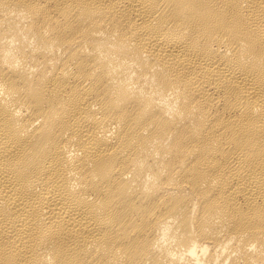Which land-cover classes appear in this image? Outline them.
<instances>
[{
    "label": "bare ground",
    "instance_id": "1",
    "mask_svg": "<svg viewBox=\"0 0 264 264\" xmlns=\"http://www.w3.org/2000/svg\"><path fill=\"white\" fill-rule=\"evenodd\" d=\"M0 264H264V0H0Z\"/></svg>",
    "mask_w": 264,
    "mask_h": 264
}]
</instances>
